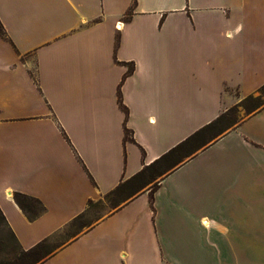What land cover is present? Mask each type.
<instances>
[{"label":"crops","instance_id":"0c3cea01","mask_svg":"<svg viewBox=\"0 0 264 264\" xmlns=\"http://www.w3.org/2000/svg\"><path fill=\"white\" fill-rule=\"evenodd\" d=\"M135 1L0 0L7 223L41 264H264V105L116 194L264 86V0Z\"/></svg>","mask_w":264,"mask_h":264},{"label":"trees","instance_id":"16d2710c","mask_svg":"<svg viewBox=\"0 0 264 264\" xmlns=\"http://www.w3.org/2000/svg\"><path fill=\"white\" fill-rule=\"evenodd\" d=\"M135 5H136V1L134 0L133 6H132L130 12L128 13V16H127L128 18L132 15ZM0 26H1L0 37H2L4 39H8L6 30L4 29L1 22H0ZM133 70H134V66H132V68H130V70L128 71L127 74L133 72ZM260 90H264V86ZM251 97L252 96L248 97L247 99H249ZM119 103H120L121 108L125 111V113L127 115L128 111H127V108L124 106V104L121 100L120 90H119ZM226 115H222L220 118H218L212 124H210V125L202 128L201 130L197 131L195 134H193L187 140H185L184 142H182L181 144H179L178 146H176L175 148L170 150L168 153L162 155L161 157L156 159L151 164L145 166L142 171L137 173L135 176H133L127 182L120 185L116 189V194H121L124 191H128V190L131 191L130 186L133 185L135 182L139 183V186H137L135 188V189H137V188H140V187H142L148 183L153 182L154 180L157 179L158 175H160V176H161V174L164 175L167 171H165L164 173L159 172V170L161 169V167L164 164L170 165V167L168 169V171H169L176 163H178V161L181 160L180 157L182 155L186 156V155H189L190 153H192L194 150L193 151H190V150L192 148L193 143L195 141L203 138L205 133L208 130L213 129L218 123H220L226 117ZM129 134H130L129 130L126 129V137H128ZM146 175H149V176L146 177ZM154 175H157V176L155 177ZM124 187L126 188V190H124L125 189ZM14 198H15L17 204L20 206V208L26 213V215L31 220L37 218L45 210V207L43 206L42 202L36 197L27 195V194L22 193V192H15ZM0 218L2 220H4L6 222V224L8 225L6 217L4 216L1 208H0ZM10 230H11L12 236L15 239V241L17 242L18 246L23 249V253L21 256L16 257L12 261H0V264H41L43 262V260L46 257H48L50 255V253L52 252L50 250V244L46 243V242H41V243L37 244L36 246H34L30 249H27V250L24 249L21 246V244H20L18 238L16 237L15 233L12 231L11 228H10ZM48 249H49V251H47ZM43 251H44V254L41 256L40 254ZM26 259H28L29 261L26 262Z\"/></svg>","mask_w":264,"mask_h":264},{"label":"rangeland","instance_id":"374dc122","mask_svg":"<svg viewBox=\"0 0 264 264\" xmlns=\"http://www.w3.org/2000/svg\"><path fill=\"white\" fill-rule=\"evenodd\" d=\"M1 29V26H0ZM247 100V101H246ZM242 103H238L234 105L231 110L227 113L226 117L218 123L213 129L208 130L203 138L200 140H197L193 143L192 148L190 151H193L197 147H200L201 145H204L205 143H208L209 141H212L219 133L224 131L227 127L232 125L234 122L238 121L240 118L248 115L250 112L254 111L255 109H258L264 105V90L257 91L251 98L246 99ZM184 155L180 157L182 159ZM170 165L164 164L159 172L164 173L165 171H168ZM163 174H161L162 176ZM149 175H146L148 177ZM155 177L157 175H154ZM160 175L157 176V178L161 177ZM137 186H139V183H134L131 185L130 190H134ZM125 188V187H124ZM129 189V188H128ZM126 190V188L124 189ZM126 192V191H125ZM118 197H110L108 201H115ZM88 222L87 220H83L82 223ZM59 244L57 243H50V250L53 251L56 246ZM49 251V249L47 250ZM23 253V249L18 246L17 242L12 236L11 230L9 226L6 224L4 220L0 218V261H12L16 257L21 256ZM44 254V251L41 252V256ZM29 261L26 259V262Z\"/></svg>","mask_w":264,"mask_h":264}]
</instances>
